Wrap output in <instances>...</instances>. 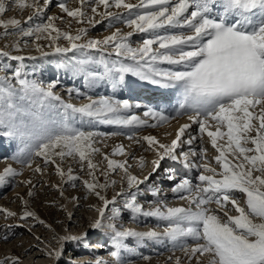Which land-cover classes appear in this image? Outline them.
I'll return each instance as SVG.
<instances>
[{
	"label": "snow or ice",
	"instance_id": "6c2138e0",
	"mask_svg": "<svg viewBox=\"0 0 264 264\" xmlns=\"http://www.w3.org/2000/svg\"><path fill=\"white\" fill-rule=\"evenodd\" d=\"M12 3L21 10L32 8L33 15L27 18L32 20L33 16L43 14L52 0H42V3L41 0H12ZM73 3L78 6L70 7L67 0H62L58 7L77 24L94 27L104 20L110 23L122 21L131 30L123 32L116 28L103 39L85 40L88 28L79 27L75 34L62 31L55 23L56 16H46L43 22L27 29L18 19H0V29L4 30L5 36L11 28L22 37H35L36 41L46 39L55 53L83 49L103 51L110 47L115 55L129 58L133 63L112 67L105 64V72L99 75L87 70V65L93 62L91 59H80L74 63L73 69L84 73L86 80L108 79L114 88L124 81L127 73L161 87L177 88L178 106L171 112L148 108L143 116L155 121L151 124L147 119L127 114L141 105H133L126 99L87 96L89 102L77 107L56 94L54 89L58 81L45 84L29 79L21 63L12 77L0 76V137L18 142L16 151L9 158L23 167L32 168L35 158L41 157L45 166L56 165L55 171L61 178L66 173L57 158L61 162L66 157L77 160L82 171L86 165L91 180H84L83 185L88 193L103 202L102 207L96 208L98 217L90 227L110 231V241L115 249L111 252L114 264H122L120 250L126 247L125 240L130 237L138 241H171L174 248L178 247L187 258L188 264L193 259L196 264H202L201 257L207 258V264H264V0H137V3L131 0H73ZM112 8L127 10L128 18L111 11ZM6 10L5 0H0V15ZM166 28L182 31L159 32ZM136 33L149 35L134 47L131 37ZM61 38L69 47L57 44ZM15 48L19 51L20 44H15ZM36 50L42 56L49 55L38 43ZM0 56L9 57L10 54L0 50ZM10 59L23 62L25 57L15 55ZM161 64L182 66L183 70L161 68ZM74 91L82 95L76 89H68L69 94ZM57 108L63 111H55ZM75 114L87 117L90 123L95 121L117 128L157 127L187 116L191 123L180 125L169 144L161 143L152 135L129 136L141 146L146 142L145 150L156 153L157 158L151 161V172L142 179L129 172L130 165L126 160L118 162L104 156L107 170L102 175L117 170L124 173L122 179H126L129 191L116 193V196H126L123 208L132 214L134 220L139 217L157 219L164 224L162 231H136L118 227L114 222L105 224L106 210L116 203V197L109 200L101 194L100 190L110 184L108 181L101 184L96 175L99 168L92 157L100 149L94 144L96 137L120 133L76 127L72 123ZM191 124L198 125L201 140L206 133L218 153L214 159L219 171L209 163L190 160V157L205 159L207 150L202 145L199 151L195 148L188 152L177 151L184 144L193 145L197 139L190 134L187 139H182ZM117 154H125L123 146L113 150V155ZM165 159L178 161L200 173L196 177L199 183L193 184L192 179L183 178L170 189L180 199L188 200L189 207H169L162 199L145 207L138 201L140 185L160 169ZM145 163L141 156L139 166L144 168ZM33 171L43 175L40 165ZM165 172L168 173L167 179H176L173 169H165ZM21 174L8 166L0 172V182ZM78 179L80 177L74 176L69 168L66 182L75 186L74 181ZM24 183L32 184V181ZM110 183L114 185L116 181ZM145 191L158 197L162 190L149 186ZM237 193L245 197V206L240 205ZM34 194L30 189L28 195ZM212 204L217 207L212 208ZM61 207L66 209V206ZM233 211L235 215L231 214ZM0 212L6 217L16 216L7 209H0ZM120 212L119 207L111 208L112 214L107 219L115 221ZM19 218L37 220L35 213L28 210ZM37 222L44 223L42 220ZM11 227L8 226L9 230ZM86 236L87 233L61 236V247L48 251L47 255L58 260L65 244H80ZM2 238L7 240L8 234ZM189 239L194 243H187ZM0 264H20V260L19 257H6L0 260ZM96 264L104 262L97 260ZM175 264H182L180 257H176Z\"/></svg>",
	"mask_w": 264,
	"mask_h": 264
},
{
	"label": "rangeland",
	"instance_id": "374dc122",
	"mask_svg": "<svg viewBox=\"0 0 264 264\" xmlns=\"http://www.w3.org/2000/svg\"><path fill=\"white\" fill-rule=\"evenodd\" d=\"M60 2L62 0H52V3L45 9L43 14L33 16L32 20H27L29 16L33 15L34 10L32 8L21 10L16 4L12 3V0H5L7 10L4 14L0 15V19H18L21 21V26L27 29L43 22L46 16H56L58 19L55 23L62 31H71L75 34L76 29L79 27L88 28L85 40L103 39L111 35L116 28H120L123 32L131 30L122 21L110 23L108 20H104L94 27L87 24H77L75 21H71V18L67 17L66 13H63L59 9L58 4ZM131 2L137 3V0H131ZM67 3L70 7L78 6L73 3V0H67ZM100 10L103 11V8ZM110 10L121 13L125 19L128 18V12L125 9L112 8ZM89 15H91L90 11ZM96 18L99 19V17ZM70 21L71 27H69ZM179 31L182 30L167 28L159 30L161 34ZM148 35L146 33L134 34L131 37L133 46H139L142 40L147 38ZM17 43L20 44L19 51L15 48V44ZM37 43L49 55L42 56L41 52L36 50ZM49 43L46 39L36 41L35 37H22L17 31L11 28L9 29V34L5 36L4 30L0 29V50L9 52L10 56L20 55L25 57L24 61L21 62L10 59V56H0V76L12 77L16 67L23 63L24 72L29 79H37L45 84L58 81L57 87L54 89L56 94L60 95L66 103H71L77 107L89 102L87 96H91L93 99L105 96L121 100V97L127 94L125 91H131L129 87H134V90L131 92V95H133L130 96L129 102L133 105L140 104L141 107L133 108L130 111L131 113L129 112L128 114L137 115L141 119H147L149 124L155 123V121L144 117L143 113L148 108H151L152 102L153 104H157L154 105V109H166L169 112L172 111V108L178 106L179 90L177 88H171L170 90L172 91H170L156 84H154L155 87L149 88L148 81L141 80L132 73L125 74L124 81L117 84L114 88L108 79L93 80L89 78L86 80L84 73L77 72L73 69L74 63L80 59H91L93 62L87 65V70L99 75L105 72V64L112 67L114 65L119 66V64L128 65L133 63L129 58L115 55L110 47L103 51L101 49H83L73 50L67 53H55L53 47H49ZM57 44L61 47H69L68 42L63 38L57 41ZM160 67L170 68L172 70H183L182 66L167 64H161ZM137 79H139L138 83H136ZM13 83H15V80H13ZM158 87L163 91L166 90L163 92L166 94H160L162 91H159L160 89L158 90ZM151 88H156L157 91L151 94ZM68 89H76L82 95H78L76 91L69 94ZM111 89L115 91L110 92ZM168 94L169 96H167ZM150 100L152 102L149 103ZM55 111L62 112L63 109L57 108ZM176 119L179 121L177 122L174 119L169 124L158 125L157 127L117 128L95 121L90 123L87 117H81L79 114H75L72 123L76 127L101 133H120L118 135L96 137V143L94 144V147L100 149L92 157L93 162L99 168L96 175L101 184L106 181L110 184L108 188L98 190L109 200L116 197V203L109 205L108 210H106L105 224L114 222L118 227L134 229L136 231H148L150 229L157 231L163 230L164 224L157 219L139 217L134 220L132 214L123 208L126 196H116L117 192L123 191L127 193L129 191L126 179H122L124 176L123 171L117 170L116 172H109L107 176L101 173L107 170V161L104 159V156L107 155L109 159L118 162L126 160L127 164L130 165L129 172L132 175L138 176L141 179L145 175H148L152 170L151 161L157 158L156 153L145 150L147 147L146 142H142L143 146H141V144L135 142V139H129V136L133 134L136 137L152 135L161 143L169 144L175 138V132L180 125L191 123L187 120V116H180ZM168 133H172V135H168ZM189 134L197 137L193 145L184 144L177 151L188 152L191 148L199 151L202 145L207 150L205 159L201 161L190 157V160L195 163H209L210 166L217 168V171H219V166L214 159L218 153L212 148L206 133L203 134V139L201 140L198 125L191 124L190 128L186 131L185 137L182 139H187ZM220 143H223V141ZM17 144L18 142L15 140L0 137V172H3L6 167L11 166L18 173H22L21 175L9 176L4 182H0V209H7L8 211L16 213V216L6 217L3 212H0V260H4L6 257H19L20 264H85V262L96 264L97 260L103 261L104 264H114V258L111 256V252L115 249L110 241V231L106 228L92 229L90 227L91 223L98 217L96 208L102 207L103 202L94 194L88 193L83 185L84 180H91L86 165L82 171L81 165L77 160L66 157L61 162L57 158V162L65 170L66 175L64 178L57 175L55 171L56 165L49 164L45 166L43 164V158L41 157L35 158V163L32 168L23 167L9 158L16 151ZM117 146H123L124 155H113V150ZM141 156L144 157L146 162L144 168L139 166V158ZM37 165L43 167V175L33 171V168ZM69 168L72 169L74 176L80 177V179L74 181L75 186H73V183L66 182L67 170ZM168 168L174 170L175 180L167 179L168 173L165 172V169ZM199 174L195 168L189 169L178 161L174 162L165 159L161 162L160 169L153 173L145 184L140 185L141 194L138 195V201L144 204L145 207L161 199L169 207H189L188 200L180 199V196L177 194L173 196V193L169 191L175 183H178L183 178L192 179L193 184L199 183L196 179ZM28 180H31L32 184L24 183ZM112 180L116 181L114 185L110 183ZM33 185H35V188H33ZM149 186L159 187L162 190L160 196L154 197L145 191ZM30 189L35 193L33 196L28 195ZM169 193L170 195L165 196V194ZM184 195H187V193H184ZM237 196L240 205L245 206V197L239 193H237ZM61 206H66V209ZM113 207H119L121 212L115 221H109L107 217L111 216V208ZM211 207L216 208L217 206L212 204ZM25 210L34 212L37 220H42L44 223H38L37 220L31 218L27 221L20 220L19 217ZM231 214L235 215L236 213L233 211ZM9 225L12 226L10 230L8 228ZM85 233H87V236L82 243L65 244L63 246V255L58 260L47 255L48 251L61 247L59 243L61 236H81ZM5 234H8L7 240L2 238ZM187 243L193 244L194 242L189 239ZM98 245H101L103 249L95 248ZM125 245L126 247L120 250L122 264H175L176 257L181 258L182 264H188L187 258L178 247L174 248L173 242L171 241H138L130 237L125 240ZM144 257H148V259H144ZM201 261L202 264H207L206 257H201ZM191 264H196L195 259L192 260Z\"/></svg>",
	"mask_w": 264,
	"mask_h": 264
},
{
	"label": "bare ground",
	"instance_id": "6f19581e",
	"mask_svg": "<svg viewBox=\"0 0 264 264\" xmlns=\"http://www.w3.org/2000/svg\"><path fill=\"white\" fill-rule=\"evenodd\" d=\"M148 84H149V88H150V87H155L154 84H152V83H150V82H148ZM129 89H130L131 91H128V92L125 91L127 94L124 95L123 97H121L123 100L126 99V100L130 101L131 92H132V90H134V87H133V88H130V87H129ZM126 90H127V89H126ZM151 90L153 91V92H151V94H153V93L155 92V91H154L155 89H154V88H151ZM112 91L114 92L115 90H114V89H111L110 92H112ZM135 92H136V91H135ZM168 93H169V92H168ZM143 94H144V93H143ZM150 96H151V95H150ZM167 96H169V94H168ZM144 97H145V96H144ZM152 98H153V97H152ZM122 99H121V100H122ZM140 99H143V98H140ZM150 102H152V100H150L149 103H150ZM152 103H153V102H152ZM154 105H157V104H154ZM154 105L152 106V108H154ZM165 108H166V106H165ZM172 109H173V108H172ZM130 113H131V112H130ZM127 114H128V113H127ZM175 120L177 121V119H175ZM178 121H179V120H178ZM178 121H177V122H178ZM171 194H172V193H171ZM166 195H170V193H169V194H165V196H166ZM172 195H173V196H176V194H172ZM98 246H101V245H98ZM95 248L99 249L98 247H95Z\"/></svg>",
	"mask_w": 264,
	"mask_h": 264
}]
</instances>
